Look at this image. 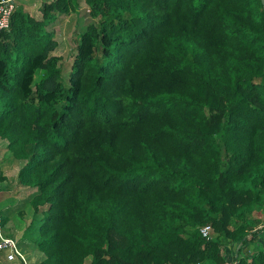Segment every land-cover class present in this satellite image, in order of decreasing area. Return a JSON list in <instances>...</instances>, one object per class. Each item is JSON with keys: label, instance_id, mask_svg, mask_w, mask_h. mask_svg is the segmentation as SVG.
<instances>
[{"label": "trees", "instance_id": "1", "mask_svg": "<svg viewBox=\"0 0 264 264\" xmlns=\"http://www.w3.org/2000/svg\"><path fill=\"white\" fill-rule=\"evenodd\" d=\"M82 1L16 6L0 30L37 264H264V1L84 0L65 73L49 26Z\"/></svg>", "mask_w": 264, "mask_h": 264}, {"label": "rangeland", "instance_id": "2", "mask_svg": "<svg viewBox=\"0 0 264 264\" xmlns=\"http://www.w3.org/2000/svg\"><path fill=\"white\" fill-rule=\"evenodd\" d=\"M44 1L16 0V6L35 18L41 19ZM91 20L89 6L83 0L78 11L60 14L58 19L49 26L50 30L56 32L59 42V46L53 54L61 56V65L65 73L70 70L79 34ZM7 146L8 141L0 138V173L7 178L5 181H0V218L8 216L10 220L7 225L0 223L1 231L3 235H12L17 240L30 264H37L43 257V253L35 247V241L39 237L38 226L35 224L30 229L27 230V228L34 218L39 220L43 217V213L35 214L30 203V197L36 189L22 187L17 183V173L23 163L17 160L10 161L11 156ZM7 205L9 207L2 211L1 208ZM257 216L264 218V211L259 212ZM253 247V245L248 246L246 252L250 253ZM234 249L231 245H226L223 248L224 255L230 258ZM7 254V250H0V264H23V260L19 257L13 261L9 260Z\"/></svg>", "mask_w": 264, "mask_h": 264}, {"label": "built area", "instance_id": "3", "mask_svg": "<svg viewBox=\"0 0 264 264\" xmlns=\"http://www.w3.org/2000/svg\"><path fill=\"white\" fill-rule=\"evenodd\" d=\"M15 7H16L15 0L0 1V30L9 27L10 19L13 11L15 10ZM200 231L202 235L208 239H212L214 237L215 232L211 225L202 226ZM233 247L234 246H232V248ZM0 250H7L8 251L7 257L11 261L15 260L17 257L21 258L22 260H26V256L21 251L17 240L10 236L3 235L1 231V227H0ZM228 264H237V262L232 261L230 263L228 261Z\"/></svg>", "mask_w": 264, "mask_h": 264}, {"label": "crops", "instance_id": "4", "mask_svg": "<svg viewBox=\"0 0 264 264\" xmlns=\"http://www.w3.org/2000/svg\"><path fill=\"white\" fill-rule=\"evenodd\" d=\"M17 175H18V173H17ZM9 207V205H7V206H4V207H2L1 209H2V211L5 209V208H8ZM9 210V209H8Z\"/></svg>", "mask_w": 264, "mask_h": 264}, {"label": "water", "instance_id": "5", "mask_svg": "<svg viewBox=\"0 0 264 264\" xmlns=\"http://www.w3.org/2000/svg\"><path fill=\"white\" fill-rule=\"evenodd\" d=\"M264 1V0H263Z\"/></svg>", "mask_w": 264, "mask_h": 264}]
</instances>
